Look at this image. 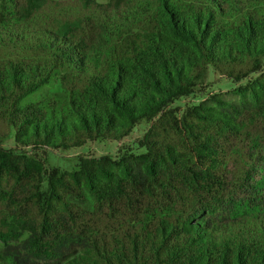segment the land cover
I'll list each match as a JSON object with an SVG mask.
<instances>
[{
	"label": "trees",
	"instance_id": "trees-1",
	"mask_svg": "<svg viewBox=\"0 0 264 264\" xmlns=\"http://www.w3.org/2000/svg\"><path fill=\"white\" fill-rule=\"evenodd\" d=\"M0 264H264V0H0Z\"/></svg>",
	"mask_w": 264,
	"mask_h": 264
},
{
	"label": "rangeland",
	"instance_id": "rangeland-1",
	"mask_svg": "<svg viewBox=\"0 0 264 264\" xmlns=\"http://www.w3.org/2000/svg\"><path fill=\"white\" fill-rule=\"evenodd\" d=\"M210 79H213L215 90L225 92L226 97L232 98V95L228 94L227 91L234 85L233 82L225 78H217V76L212 74L210 76ZM144 129L145 123H141L136 126L128 136L121 140L88 141L87 143L79 147H71L66 150L50 151L47 154V162L51 166H59L65 169H71L74 166L75 156L78 154H92L94 156L104 154L115 155L120 146L132 143L133 140L142 135ZM12 145H14V140L13 134L11 132L7 139L3 142V146Z\"/></svg>",
	"mask_w": 264,
	"mask_h": 264
}]
</instances>
